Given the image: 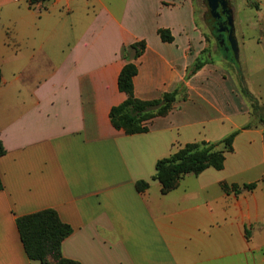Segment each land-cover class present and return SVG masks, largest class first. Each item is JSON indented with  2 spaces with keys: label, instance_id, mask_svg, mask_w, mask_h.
Listing matches in <instances>:
<instances>
[{
  "label": "crops",
  "instance_id": "0c3cea01",
  "mask_svg": "<svg viewBox=\"0 0 264 264\" xmlns=\"http://www.w3.org/2000/svg\"><path fill=\"white\" fill-rule=\"evenodd\" d=\"M255 4L264 19V0ZM139 41L135 97L160 99L181 84L186 93L129 135L110 113L127 99L121 51ZM205 46L195 0H0V264H41L17 219L44 210L72 228L62 254L79 264H264V124L211 63L186 80ZM250 123L223 170L185 175L162 193L158 161ZM223 183L257 187L235 194Z\"/></svg>",
  "mask_w": 264,
  "mask_h": 264
},
{
  "label": "trees",
  "instance_id": "16d2710c",
  "mask_svg": "<svg viewBox=\"0 0 264 264\" xmlns=\"http://www.w3.org/2000/svg\"><path fill=\"white\" fill-rule=\"evenodd\" d=\"M52 0H27L30 6ZM163 42L171 43L174 38L170 30H159ZM146 42L139 41L122 49L121 55L127 64L123 67L118 86L127 99L119 106L112 108L110 118L117 130H124L127 134H139L148 131L147 123L158 116H166L173 108L179 92L186 93L185 84H181L174 92L164 94L160 99L142 101L135 97L134 78L138 74V66L135 61L142 56L146 50ZM208 61L197 59L186 76V80L193 77L200 71ZM2 72L0 69V83ZM242 94L248 99L252 106L253 113L260 111V105L256 98L242 88ZM187 98V95L185 94ZM264 124V119L262 120ZM253 123L242 129L235 130L218 142H196L185 145L178 149L170 157L157 162L156 174L153 177L162 185V193L168 194L179 186L180 180L188 174L199 175L209 168L221 171L224 169L226 156L234 152L235 138L243 129H249ZM6 153L3 144L0 142V157ZM149 187L148 182H138L137 189L140 192ZM223 189L229 193L240 194L244 191H253L257 183L244 184L243 186L222 184ZM3 185L0 178V191ZM17 227L20 237L30 260L39 261L41 264H50L48 257L52 256L55 264H79L76 261L63 257L62 243L72 234V228L63 223L54 210H44L38 213L27 215L17 219Z\"/></svg>",
  "mask_w": 264,
  "mask_h": 264
},
{
  "label": "rangeland",
  "instance_id": "374dc122",
  "mask_svg": "<svg viewBox=\"0 0 264 264\" xmlns=\"http://www.w3.org/2000/svg\"><path fill=\"white\" fill-rule=\"evenodd\" d=\"M255 2L223 0L212 4L211 0H195V16L206 44L202 61L210 60L218 75L230 76L233 83L227 86L237 87L244 100L242 88L258 100L260 111L254 113V120L263 124L264 38L261 46L259 38L264 37V19ZM234 102L241 104L236 97ZM48 260L55 264L52 256Z\"/></svg>",
  "mask_w": 264,
  "mask_h": 264
},
{
  "label": "water",
  "instance_id": "95a60500",
  "mask_svg": "<svg viewBox=\"0 0 264 264\" xmlns=\"http://www.w3.org/2000/svg\"><path fill=\"white\" fill-rule=\"evenodd\" d=\"M219 1H223V0H211L212 4H217L219 3Z\"/></svg>",
  "mask_w": 264,
  "mask_h": 264
}]
</instances>
